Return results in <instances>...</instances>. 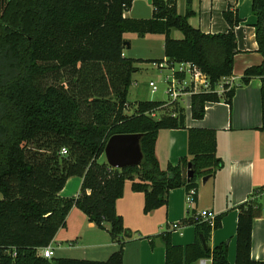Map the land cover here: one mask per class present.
I'll return each instance as SVG.
<instances>
[{
	"label": "trees",
	"instance_id": "obj_1",
	"mask_svg": "<svg viewBox=\"0 0 264 264\" xmlns=\"http://www.w3.org/2000/svg\"><path fill=\"white\" fill-rule=\"evenodd\" d=\"M135 0H0V264H122L124 227L116 204L131 184L144 195V214L168 206L171 191L195 190L199 182L222 167L217 136L212 129L186 127V108L168 101L127 98L136 64L160 63L124 56L126 34L140 38L164 35L169 62H189L217 83L234 73L239 53L236 28L242 22L236 7L223 13L227 33L207 34L189 20L195 13L186 0L184 15L177 0H152L150 19H132L125 13ZM252 14L260 65L248 68L242 85L259 78L264 133V0H252ZM173 31L183 34L174 39ZM227 88V87H226ZM236 87L223 101L232 107ZM214 94L191 98L192 118L202 120L206 106L222 100ZM134 108L132 114L128 111ZM155 113L156 117L152 114ZM187 129L188 154L162 168L156 156L161 130ZM141 135L140 166L112 168L104 160L106 145L116 135ZM65 148L68 155L62 157ZM192 164L193 178L188 179ZM82 178L80 194L64 198L68 179ZM73 208L82 211L99 230L108 231L118 250L105 261L46 259L40 250L50 246L66 228ZM235 264H264L251 257L255 204L237 207ZM196 239L175 245L171 233L161 235L165 264H230L228 245L209 247L211 229L196 223ZM205 242V246L203 244Z\"/></svg>",
	"mask_w": 264,
	"mask_h": 264
},
{
	"label": "crops",
	"instance_id": "obj_2",
	"mask_svg": "<svg viewBox=\"0 0 264 264\" xmlns=\"http://www.w3.org/2000/svg\"><path fill=\"white\" fill-rule=\"evenodd\" d=\"M229 6L236 7L242 19L235 30L239 53L234 58L233 75L236 77L237 86L232 107L223 99L219 103H210L206 106V114L202 120L193 119L190 106L186 108L188 129L216 131L217 156L222 161L221 169L210 175L206 182H203V179L199 182L196 209L213 210L220 218V227L212 232L209 247L213 249L221 244H227L229 262L235 264L237 207L252 200L256 212L251 257L264 263V133L260 131L262 82L259 78H253L248 85H239L248 68L263 62L256 41L254 28L256 18L252 14V0H193L192 9L195 15L189 22L207 34L227 33L229 26L224 20L223 13ZM177 7L178 13L184 15L186 0H177ZM153 14L154 7L148 4V0H135L132 9L125 13V17L150 19ZM150 36L140 39L148 40ZM163 37L165 42V36ZM172 37L174 38V31ZM124 38L130 43V47L126 49L131 52L134 40L125 36ZM126 49L124 56L136 59L128 57ZM138 59L166 60V57ZM139 64H136L139 72L133 75V81L143 83L142 80L136 79V75L144 77L142 73L148 69H144L142 63ZM151 65L152 70H157L153 64ZM156 156L163 169L169 163L177 164L182 158L191 160L188 154V130H161L156 144ZM104 160L105 157L101 162ZM82 182V178L68 179L61 195L64 198L77 197ZM70 185L73 186V190L69 192L67 190ZM186 194L184 188L171 191L167 207L146 215L143 212L144 195L133 192L131 184H126L123 197L117 201L116 210L123 218L125 229L130 233H137L138 236L133 238L132 235V238L125 240L122 264H165V245L161 238L164 233H171L175 245L187 246L195 241V225L192 223L191 211L186 203ZM175 224L179 225V229L174 230ZM85 240H88L86 244ZM108 246L113 247L109 253H114L119 248L112 242L108 231L99 230L89 222L82 211L73 208L67 217L66 228L58 231L49 247L54 253L57 250H91L97 255L91 259L102 261L103 258L97 257L103 249L109 248Z\"/></svg>",
	"mask_w": 264,
	"mask_h": 264
},
{
	"label": "built area",
	"instance_id": "obj_3",
	"mask_svg": "<svg viewBox=\"0 0 264 264\" xmlns=\"http://www.w3.org/2000/svg\"><path fill=\"white\" fill-rule=\"evenodd\" d=\"M154 67L159 71H169L164 77L165 94L168 96L170 103H186L191 102V98L198 94H214L219 98H223L226 91L237 86V80L234 75L223 78L217 83H212L209 76L201 71L195 64L189 62H169L167 59L160 63H154ZM227 87V88H226ZM149 88L152 93L159 91L157 83L151 81ZM190 106V105H189ZM156 117V114H152ZM61 156L66 157L68 150L63 148L60 152ZM196 191L191 190L186 194V203L189 211L194 212L193 219L196 223H205L211 229L216 227L217 214L210 209H196L195 198ZM174 230L179 229V225L173 226ZM40 255L46 259H52L54 250L50 247L41 249ZM199 264H210V261L202 260Z\"/></svg>",
	"mask_w": 264,
	"mask_h": 264
},
{
	"label": "rangeland",
	"instance_id": "obj_4",
	"mask_svg": "<svg viewBox=\"0 0 264 264\" xmlns=\"http://www.w3.org/2000/svg\"><path fill=\"white\" fill-rule=\"evenodd\" d=\"M125 37L127 39L134 40V45L131 52H128L126 49V53L128 57L132 58H146V57H154V58H164V37L163 35H151L148 37V40H142L139 36L135 34H126ZM183 34L179 31H174V38H183ZM144 69L143 75L144 77H141V75H136V79L142 80L143 83H138L137 81H133L132 85L129 89V94L127 98L128 104L134 105L136 102H139L140 100H147V101H167L168 96L164 93L165 92V83H164V77L169 74V71H163L159 72L157 70H152V63L144 62L142 63ZM140 65V64H139ZM141 77V78H140ZM149 81H154L157 83L159 87V91L156 93H152L151 89L149 88ZM138 84V85H137ZM239 85H242V80ZM245 86V85H244ZM189 102L181 103V106L185 108H189ZM134 111V108H131L128 113L132 114ZM188 112V111H187ZM64 157V156H63ZM105 157V156H104ZM73 190V186H69L68 190ZM137 237V233H131V236ZM132 238V237H131ZM88 240L84 241V244H86ZM83 245V243H82ZM109 247V246H108ZM111 250H113V247L103 249L97 258H103L102 261L107 260L112 253H109ZM105 251V252H104ZM112 252V251H111ZM114 252V251H113ZM64 256V257H63ZM94 253L91 250H84V249H76L73 251H55L54 256L52 259H59V258H69V259H77V260H94L91 258H96Z\"/></svg>",
	"mask_w": 264,
	"mask_h": 264
},
{
	"label": "water",
	"instance_id": "obj_5",
	"mask_svg": "<svg viewBox=\"0 0 264 264\" xmlns=\"http://www.w3.org/2000/svg\"><path fill=\"white\" fill-rule=\"evenodd\" d=\"M148 4L152 5V0H148ZM126 47H130V43L126 42ZM107 164L112 168L125 169L128 167L140 166L143 161V153L141 149V135H116L109 139L104 153ZM187 178H193L192 164L188 166ZM209 177H205L206 182ZM205 246V242H203Z\"/></svg>",
	"mask_w": 264,
	"mask_h": 264
}]
</instances>
